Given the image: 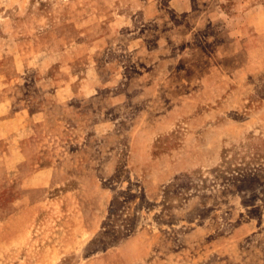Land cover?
<instances>
[{"label":"rangeland","instance_id":"rangeland-1","mask_svg":"<svg viewBox=\"0 0 264 264\" xmlns=\"http://www.w3.org/2000/svg\"><path fill=\"white\" fill-rule=\"evenodd\" d=\"M0 264H264V0H0Z\"/></svg>","mask_w":264,"mask_h":264}]
</instances>
